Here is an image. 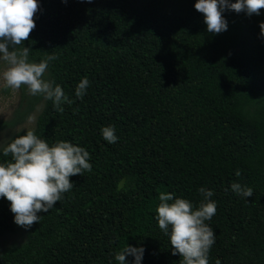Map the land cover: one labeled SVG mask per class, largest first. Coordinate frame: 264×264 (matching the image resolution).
Returning <instances> with one entry per match:
<instances>
[{
  "label": "trees",
  "instance_id": "1",
  "mask_svg": "<svg viewBox=\"0 0 264 264\" xmlns=\"http://www.w3.org/2000/svg\"><path fill=\"white\" fill-rule=\"evenodd\" d=\"M38 3L22 46L30 47V62L58 56L44 79L73 103L57 112L22 87L0 131L42 103L35 134L50 146L63 140L85 148L92 170L70 177L73 188L28 229L0 197V236L22 234L0 249V264H119L115 253L127 245L144 248L141 264H179L156 220L159 194L195 207L204 200L200 188L213 192L217 207L205 222L215 234L209 264H264V9L252 16L225 10L227 30L213 34L196 0ZM106 126L116 143L103 138ZM26 131L7 136L0 162L11 159L2 147ZM233 183L253 195H238Z\"/></svg>",
  "mask_w": 264,
  "mask_h": 264
},
{
  "label": "clouds",
  "instance_id": "2",
  "mask_svg": "<svg viewBox=\"0 0 264 264\" xmlns=\"http://www.w3.org/2000/svg\"><path fill=\"white\" fill-rule=\"evenodd\" d=\"M194 7L203 14L207 31L219 34L228 27L223 15L225 10L259 15L264 9V0H196ZM39 9L38 0H0V89L16 95L26 87L30 95L51 100L54 109L62 113V105L73 101L59 84L44 79L49 62L58 56L49 54L38 63L30 62V47L22 46L36 27L34 17ZM259 28L264 36V21ZM88 86L89 80L81 79L75 96L83 99ZM35 120V115H29L25 125L17 128V133L26 129V134H17L2 147V155L11 159L0 162V197L10 202L14 222L25 229L39 222L38 213L48 212L73 188L70 177L92 170L90 154L85 148L63 140L50 146L30 127ZM102 136L110 144L118 140L113 126L103 127ZM236 175H241L239 170ZM123 184L122 180L118 190ZM231 189L242 197L253 195L252 188L239 183H233ZM198 191L204 200L195 207L188 199L175 197L171 192L159 194L156 220L160 230L169 237L172 254H179V264H209V251L215 242L212 227L205 223L217 210L216 203L209 199L213 192L205 188ZM143 253V247L127 245L115 253V260L126 264V257L131 255L134 264H141Z\"/></svg>",
  "mask_w": 264,
  "mask_h": 264
},
{
  "label": "rangeland",
  "instance_id": "3",
  "mask_svg": "<svg viewBox=\"0 0 264 264\" xmlns=\"http://www.w3.org/2000/svg\"><path fill=\"white\" fill-rule=\"evenodd\" d=\"M21 98V89L16 95H12L10 90L6 89H0V118L1 119H9L15 109L18 107L19 102ZM38 106H42V103H38L32 113L30 115H35L40 112L38 111L37 108ZM28 118V117H27ZM27 118L25 121L22 123L14 126L13 128L7 129V130H2L0 131V146L3 145L7 139V136L11 134L12 132H15L17 128H21L23 125H25ZM34 125H30V127H33ZM25 130V129H22ZM22 239V234L21 233H16V234H4L3 236H0V249L12 242H20Z\"/></svg>",
  "mask_w": 264,
  "mask_h": 264
}]
</instances>
